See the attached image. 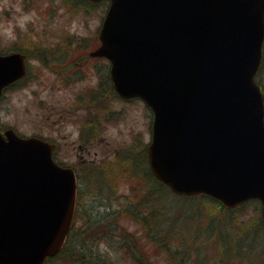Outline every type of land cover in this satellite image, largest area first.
<instances>
[{
	"label": "water",
	"instance_id": "1",
	"mask_svg": "<svg viewBox=\"0 0 264 264\" xmlns=\"http://www.w3.org/2000/svg\"><path fill=\"white\" fill-rule=\"evenodd\" d=\"M109 3L95 54L110 61L117 94L153 112L152 175L177 195L231 208L258 199L264 221V110L253 80L264 0ZM24 72L21 56L0 57V92ZM51 152L0 133V264H43L66 239L75 179Z\"/></svg>",
	"mask_w": 264,
	"mask_h": 264
},
{
	"label": "trees",
	"instance_id": "2",
	"mask_svg": "<svg viewBox=\"0 0 264 264\" xmlns=\"http://www.w3.org/2000/svg\"><path fill=\"white\" fill-rule=\"evenodd\" d=\"M135 155L130 152L120 157L119 173L83 183L66 242L45 264H264L260 212H255L247 226L241 218L250 204L259 209L257 201L228 210L204 195L173 197L151 177L146 158ZM120 175L136 182L129 187L130 195L113 198L109 191ZM109 198L123 204L109 205ZM90 200L94 205L88 206ZM123 218L141 227L142 239L154 249L153 257H141L146 253L144 245L119 223ZM114 234L126 236L129 244L120 245ZM105 242L106 248H101Z\"/></svg>",
	"mask_w": 264,
	"mask_h": 264
},
{
	"label": "flooded vegetation",
	"instance_id": "3",
	"mask_svg": "<svg viewBox=\"0 0 264 264\" xmlns=\"http://www.w3.org/2000/svg\"><path fill=\"white\" fill-rule=\"evenodd\" d=\"M26 6L36 4L37 19H52L56 14V7L66 6L63 14L72 11L73 0H22ZM41 1L47 8H41ZM5 8V13L9 12ZM9 40L0 39V55L19 53L24 56L26 75L4 89L0 98L11 91L26 89L29 76H34V82L39 85H50L51 96H60L51 100L48 131L33 132L27 136H36L53 145V159L62 167L71 169L75 176L82 180L93 181L99 179L106 172L107 158L115 153L135 152L144 150L145 141L150 137L149 117L146 118L148 137H143V131H136L134 127L128 129L127 143L114 142L107 136L108 125L119 123L125 113L123 110H113L109 107L112 100L132 105L138 103L135 99L123 100L112 88L109 78L110 64L103 56L93 55L99 41L98 31L90 36H74L70 31L51 30H19L12 31ZM21 33V34H20ZM73 37L77 39L74 40ZM2 41V42H1ZM50 76L51 84L43 82L44 76ZM264 101V39L261 46V60L255 75ZM78 86L72 103L67 95H61L71 86ZM110 97V100L107 98ZM47 110V107H46ZM147 114V113H146ZM15 129L5 127L0 119V130ZM122 131L119 127L116 129ZM19 134V133H18ZM71 148L67 155L62 153V147ZM111 168L110 164L107 166ZM81 176H79V175Z\"/></svg>",
	"mask_w": 264,
	"mask_h": 264
},
{
	"label": "rangeland",
	"instance_id": "4",
	"mask_svg": "<svg viewBox=\"0 0 264 264\" xmlns=\"http://www.w3.org/2000/svg\"><path fill=\"white\" fill-rule=\"evenodd\" d=\"M37 4V3H36ZM36 4H32V8H27L22 0H0V39L9 40L10 35H8L5 31L7 28H11L14 33L19 30L30 31L31 27L36 30H53L57 32L70 31L74 36H90L96 30H99L101 25L102 17L104 16L105 10L107 8L106 4H99L98 6L91 9H84L83 7H77V5L73 6L72 11L63 14L60 12L65 11L64 7H59L57 13L52 19L39 20L36 18ZM9 7V12L7 14L4 12L5 8ZM42 10L47 8L44 2L41 1ZM27 16L28 19L21 24L19 21L22 17ZM74 40L77 39L73 37ZM1 41V42H2ZM43 82L51 84L50 76H44ZM30 81L26 89L24 90H15L7 93L5 97L1 100L0 103V118L5 127H12L15 131L21 135L30 134L33 132L40 131L46 132L49 127L47 118L49 117V113L47 112L50 109L51 100L56 99L60 96L57 95L51 96V92H49L50 85H39L34 82V76L30 74ZM78 90V86H71V89L65 90L61 95H67V98L70 102L75 101L74 94L76 90ZM110 100V97L107 98ZM109 107H113V110H123L125 113L120 119L119 123H111L108 125V133L107 136L111 138L112 141L118 142L120 144L127 143V132L131 127H134L136 131H143L146 126V118L149 117V114H146V110L140 103H135L132 105H126L125 103H121L118 101H110ZM47 107V110H46ZM120 128L122 131L116 130ZM144 136H147L146 130H144ZM71 148H68L67 145L62 147V153L67 155L70 153ZM119 154V149L116 150ZM115 153L107 158L110 159V162L114 161ZM110 171L120 170L119 166L110 165ZM117 189L120 191V194H126V191L129 189V186L135 184L133 181L128 179H124L121 175L116 179ZM115 201V202H114ZM108 199L107 204L112 206H119V204H123L122 202H118L117 200ZM87 202V201H86ZM89 205H94V202L91 200L88 201ZM253 204H250L242 213L241 218L244 221L245 226L251 223L253 220L251 219L255 212H258ZM119 221V219H118ZM119 223L128 231L136 234V238L139 240V243L144 245V249L146 253L141 256L142 258L153 257L154 249L150 243H146L142 237L144 233L141 231V227L133 222L131 219L123 218L119 221ZM115 240L122 246L125 244H129L126 242V236L120 235L116 237L114 234ZM148 242V241H147ZM107 242L100 244L101 248H106ZM262 248V246H260ZM128 250V248H127ZM129 251V250H128ZM258 250L257 252H259ZM264 251V248L263 250ZM130 252V251H129ZM140 257V258H141ZM121 259V258H120ZM122 260V259H121ZM128 264L127 262H124Z\"/></svg>",
	"mask_w": 264,
	"mask_h": 264
},
{
	"label": "clouds",
	"instance_id": "5",
	"mask_svg": "<svg viewBox=\"0 0 264 264\" xmlns=\"http://www.w3.org/2000/svg\"><path fill=\"white\" fill-rule=\"evenodd\" d=\"M28 19V17L27 16H24V17H22L21 19H20V23L21 24H23L24 23V21L25 20H27ZM5 31H6V33L8 34V35H13V33H12V29L9 27V28H7V29H5Z\"/></svg>",
	"mask_w": 264,
	"mask_h": 264
}]
</instances>
